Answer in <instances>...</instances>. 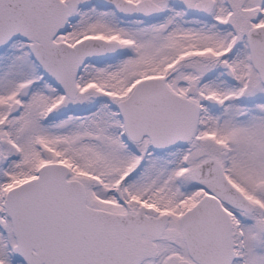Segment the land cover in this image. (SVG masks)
<instances>
[{
    "label": "snow or ice",
    "instance_id": "6c2138e0",
    "mask_svg": "<svg viewBox=\"0 0 264 264\" xmlns=\"http://www.w3.org/2000/svg\"><path fill=\"white\" fill-rule=\"evenodd\" d=\"M0 264H264V0H0Z\"/></svg>",
    "mask_w": 264,
    "mask_h": 264
}]
</instances>
